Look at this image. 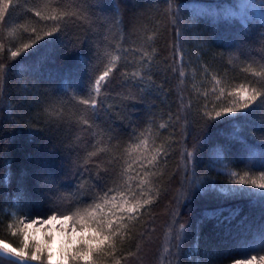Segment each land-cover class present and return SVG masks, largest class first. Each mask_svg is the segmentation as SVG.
<instances>
[{
    "label": "trees",
    "instance_id": "1",
    "mask_svg": "<svg viewBox=\"0 0 264 264\" xmlns=\"http://www.w3.org/2000/svg\"><path fill=\"white\" fill-rule=\"evenodd\" d=\"M196 2L202 14L189 16L184 7ZM103 3L12 0L0 21V240L23 247L29 210L67 213L95 201L120 232L89 262L73 255L67 264H231L264 255V189L231 183L233 172L258 181L264 172V95L243 110L251 116L228 120L226 112L253 88L264 92V21L225 16L231 0ZM53 10L76 15H35ZM56 23L61 31L45 36ZM110 64L97 95L94 79ZM90 92L95 115L80 103ZM234 187L249 191H221ZM137 200L142 206L129 212ZM0 264L13 261L0 256Z\"/></svg>",
    "mask_w": 264,
    "mask_h": 264
},
{
    "label": "snow or ice",
    "instance_id": "2",
    "mask_svg": "<svg viewBox=\"0 0 264 264\" xmlns=\"http://www.w3.org/2000/svg\"><path fill=\"white\" fill-rule=\"evenodd\" d=\"M12 4V0H0V21H3L5 18V14L8 12L9 6ZM96 6L100 8L101 10L104 9L105 5L103 3V0H96ZM241 8H247L249 5H241ZM261 8H264V2L260 5ZM176 11V10H173ZM194 11H196L194 9ZM227 11V15L229 17L236 15V13L232 11ZM197 15L202 14V12H197ZM36 16H40L42 19L45 20H52V21H61L65 17H68L69 15H76V12H56L53 10L48 15H42L40 11L35 12ZM35 31V29H33ZM61 31V25L59 23L54 24L52 29L50 31L45 32V36H53L54 33H59ZM37 39H42V37L37 36ZM59 39V38H58ZM35 43V41H33ZM50 43H57V40L50 41ZM33 44H24L23 48L26 50L28 48H31ZM20 53L19 51H13L11 52L12 57L18 56ZM115 67V64H110L107 66L103 72L94 79V82L92 84L91 91H94L97 95L99 94L102 85H106L109 81L108 78L110 74L113 72V68ZM4 68L0 66V90H2L3 81H4ZM133 75H136V73H133ZM259 75H264V73H259ZM219 83V81H217ZM241 88H243V85H241ZM245 94L248 93L247 89H244ZM264 95V92H258L255 88L251 90V94L247 96V99L240 104L238 107H229L227 112V119L228 120H234V119H240V118H246L248 116H251L255 110L244 112V109H248L249 105L254 102L258 96ZM80 103L85 106L86 109H91L93 115L98 113L97 109V98L96 96L92 95L91 92L89 93V97L86 99H81ZM239 112V116L235 115ZM222 115L221 112H217L216 116L220 117ZM84 124L88 125L89 128L92 127L91 124H89L88 119H84L82 121ZM97 153L93 152L90 153V155H96ZM155 157H153V160ZM151 162V161H150ZM231 176L233 177L231 183L233 185H240V186H246L251 185L254 188L264 189V172L261 173L259 177V181L256 179H250L246 178L247 174L245 176L240 177L239 179H235L236 173H231ZM204 189H201L203 191ZM222 192H225L226 195L228 194H238L249 191L248 188L240 187V188H229V189H221ZM107 195V194H106ZM261 196L264 197V192L261 193ZM101 200H104V197H100ZM145 204L151 203L150 200H145ZM140 205L139 200H137L136 204H133L128 211L133 212L136 210V207ZM142 206V205H140ZM101 208V204L96 203L93 201L92 204L85 205L83 207H76L75 209L71 210L70 212H62L58 209H49L48 211H51V215H48L47 212L40 211V212H32L29 210L28 212V222L25 223L22 219L20 221L22 225V230L32 228L34 225H47L50 224L53 221L60 220L61 223L65 221H71L72 225L74 227H79L81 231L83 232L85 229H91L97 234V238L99 239L100 243H104L105 241H109L112 239L113 236H115L117 233L120 232L121 226L117 225L114 227V221L111 219L105 220L103 217L98 216L97 212ZM215 213L214 212H206L205 218H211ZM11 227V225H10ZM63 230V229H61ZM181 234L184 230V225H180ZM28 237L27 235L24 236V244L23 247L19 250L16 247H12L9 243H6L2 240H0V255L7 256L9 260L13 261V264H22L25 259L30 260H37L39 257L36 255L37 252H40V247L36 246L35 251L32 253L30 257L27 256V252L25 249H27L28 245L26 243ZM50 239V238H49ZM182 235L177 236V240H181ZM179 247V244L177 245ZM95 251L91 246L88 247L87 253L83 255V259L87 260L88 256L91 255V253ZM165 251L167 252V248H165ZM260 251L264 252V235L261 237V244H260ZM68 253L63 254V261L62 264H67V258ZM79 258V253L76 256H73V259ZM47 259L49 262L52 260V254L51 251L48 250ZM257 256H252L251 260L248 261V264H251L252 261L256 260ZM259 260L264 262V255L259 256ZM235 264H241L240 261H236Z\"/></svg>",
    "mask_w": 264,
    "mask_h": 264
},
{
    "label": "rangeland",
    "instance_id": "3",
    "mask_svg": "<svg viewBox=\"0 0 264 264\" xmlns=\"http://www.w3.org/2000/svg\"><path fill=\"white\" fill-rule=\"evenodd\" d=\"M241 5H249V7L241 8ZM260 5L261 3L259 0H232V3L225 8L224 13L227 15L226 10H228L236 13V15H233L231 17H239L242 20L258 18L264 21V8H261ZM202 7L203 6H197V9H200ZM194 9L195 7L193 8L192 6L184 8L189 16L195 15ZM217 153L218 152H216L215 154ZM253 188L251 189L254 190ZM27 222L28 220L25 221V223ZM23 231L24 236L27 235L28 237L26 241L28 245L27 248L30 247V249H32L34 252L36 246L40 247V252L36 253L37 256H47L48 250L51 251V262H49L48 260V263L43 262L44 264L62 263L63 254L65 252L69 254L67 261L71 256H76L79 253L81 261L89 262L91 259V255L88 256L87 260L83 259V255L87 253L88 247L91 246L93 249L98 250L97 247L101 246V243L97 238V234L93 230L85 229L82 232L79 227H74L71 221H65L61 223L60 220H56L47 225H34L32 228H28ZM249 260L251 259L239 261L241 262V264H248ZM235 262L231 264H235ZM251 264H264V262L260 261L259 258H257L256 260L252 261Z\"/></svg>",
    "mask_w": 264,
    "mask_h": 264
},
{
    "label": "bare ground",
    "instance_id": "4",
    "mask_svg": "<svg viewBox=\"0 0 264 264\" xmlns=\"http://www.w3.org/2000/svg\"><path fill=\"white\" fill-rule=\"evenodd\" d=\"M232 1V0H231ZM231 4V3H230ZM230 4H227V6H229ZM189 6H192L193 8L195 7V13L197 12V6H203L204 7V4H202V3H199V2H196V3H193V4H191V5H188V6H185V7H189ZM226 6V7H227ZM184 7V8H185ZM202 7V8H203ZM225 7V8H226ZM202 8H200V9H202ZM225 8L223 9V14L225 15V16H227L225 13H224V10H225ZM235 17V16H234ZM239 18V17H238ZM240 19V18H239ZM251 19H253V18H251ZM242 20V19H241ZM247 20H249V19H247ZM247 20H242V21H247ZM263 21V20H262ZM221 153H222V151H219V153H217V154H214V156H215V159H216V162H218L219 164H220V166L218 167V169L220 170V171H224V156L223 155H221Z\"/></svg>",
    "mask_w": 264,
    "mask_h": 264
},
{
    "label": "water",
    "instance_id": "5",
    "mask_svg": "<svg viewBox=\"0 0 264 264\" xmlns=\"http://www.w3.org/2000/svg\"><path fill=\"white\" fill-rule=\"evenodd\" d=\"M1 256L9 259L7 256H4V255H1ZM22 264H44V263L38 260H30L26 258L25 261L22 262Z\"/></svg>",
    "mask_w": 264,
    "mask_h": 264
}]
</instances>
